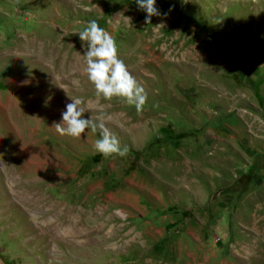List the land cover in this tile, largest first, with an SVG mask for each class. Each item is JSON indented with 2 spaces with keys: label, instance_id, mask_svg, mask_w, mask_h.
<instances>
[{
  "label": "rangeland",
  "instance_id": "rangeland-1",
  "mask_svg": "<svg viewBox=\"0 0 264 264\" xmlns=\"http://www.w3.org/2000/svg\"><path fill=\"white\" fill-rule=\"evenodd\" d=\"M156 7L148 25L136 0H0V264H264V0ZM93 19L142 113L96 97ZM70 97L125 157L56 131Z\"/></svg>",
  "mask_w": 264,
  "mask_h": 264
},
{
  "label": "clouds",
  "instance_id": "clouds-1",
  "mask_svg": "<svg viewBox=\"0 0 264 264\" xmlns=\"http://www.w3.org/2000/svg\"><path fill=\"white\" fill-rule=\"evenodd\" d=\"M136 3L140 10L146 12L145 24H151L153 16L161 15L156 7V0H136ZM76 33L80 41L86 43L83 71L94 86L96 97L107 101L119 98L128 106H134L138 114L142 113L147 103V93L119 57V49L114 37L95 19L90 20ZM70 99L71 102L62 112V121L54 125L56 131L60 135H68L75 139H80L86 130L92 133L99 131L101 138L94 144L96 152L105 159L113 156L125 157L128 147H121L119 139L106 127L104 120L100 119L97 122L92 117L82 118L85 113V108L81 106L82 99L71 97Z\"/></svg>",
  "mask_w": 264,
  "mask_h": 264
},
{
  "label": "trees",
  "instance_id": "trees-1",
  "mask_svg": "<svg viewBox=\"0 0 264 264\" xmlns=\"http://www.w3.org/2000/svg\"><path fill=\"white\" fill-rule=\"evenodd\" d=\"M6 88V86L0 81V89H5ZM8 264H10V263H8Z\"/></svg>",
  "mask_w": 264,
  "mask_h": 264
}]
</instances>
